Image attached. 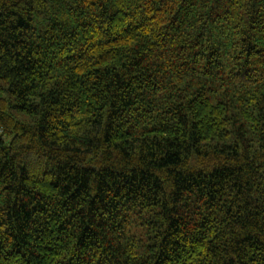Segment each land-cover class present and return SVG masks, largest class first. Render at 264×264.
<instances>
[{"label":"trees","instance_id":"1","mask_svg":"<svg viewBox=\"0 0 264 264\" xmlns=\"http://www.w3.org/2000/svg\"><path fill=\"white\" fill-rule=\"evenodd\" d=\"M0 264H264V0H0Z\"/></svg>","mask_w":264,"mask_h":264}]
</instances>
